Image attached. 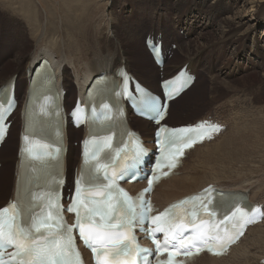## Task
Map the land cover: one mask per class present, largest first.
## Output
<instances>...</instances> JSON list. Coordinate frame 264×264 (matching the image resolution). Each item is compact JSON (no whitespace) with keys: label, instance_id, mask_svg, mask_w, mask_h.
Listing matches in <instances>:
<instances>
[{"label":"snow or ice","instance_id":"obj_1","mask_svg":"<svg viewBox=\"0 0 264 264\" xmlns=\"http://www.w3.org/2000/svg\"><path fill=\"white\" fill-rule=\"evenodd\" d=\"M42 64L47 73L50 65L47 61H42ZM118 74L125 78L127 83V73L120 71ZM54 81V72L45 74L40 88L35 89L33 93V104L37 97L43 100L39 106V115L50 117L51 120L45 121L42 127L37 128V112L33 110L27 114L28 134L23 137L25 141L23 152L30 160L40 161L41 167L33 168L35 175L22 186L17 200L0 209V264H81L80 253L76 249L73 236L74 228L95 253L97 264H135V256L150 251L136 243L132 230L137 227L142 231H148L153 238L157 232L165 233L163 245L159 240H155V244L156 252L159 255L166 252L168 257L157 258V264H183V261L174 259L180 254V249H185L183 255L190 257L202 251L203 246H207L209 252L222 255L227 252L230 244L235 243L236 239L243 235V231L240 230H237L235 236L229 235V225L233 229L237 228V224L243 228L264 218V211L255 206H251V212L241 207V204L247 206V197L243 194H225L209 188L202 197L192 198L194 202L189 215L193 220V234L185 238L183 233L188 225L182 221L177 222L175 213L168 210L152 216L149 202L133 201L118 187L117 175L123 178L124 172L109 174V170L115 165L123 149L113 148L110 135L93 136L90 143L95 150L91 154V161L95 163L85 160L86 169L76 181L74 201L68 209H63L59 191L62 182L60 160L63 148L59 139L62 114L59 106L53 103L45 91L47 83L54 84ZM180 88L182 90V84ZM136 91L138 95H132L126 89L117 95H127L130 100L136 102L141 114L151 117L160 124L166 114L163 102L143 89ZM6 103L7 107L0 103V141L5 138L7 131L5 120L14 101L10 97ZM48 128L55 129L57 139L54 143H41L32 138L36 131L44 133ZM220 131L218 125L206 127L205 123L178 129L160 126L158 135H163L160 142L161 159L154 165L155 172L149 173L145 178L148 179L150 176L151 184L159 179L160 175H167L161 170L176 168L180 162L178 157L184 154L185 149H190L205 139L211 140L212 135ZM37 149L42 151L38 153ZM101 153L104 154L103 160L106 162H101ZM236 196L243 198L235 199ZM187 203V200L181 202ZM179 207L180 205H173V208ZM65 210L76 213L75 225L66 223L62 215ZM201 212L211 219V223L208 219H201L199 223H195ZM218 214L220 219L217 221L215 218ZM146 220L155 227L151 230L145 229L143 225ZM221 225L225 227L221 229ZM197 242L201 247L197 246ZM10 248L14 251L8 252ZM144 264H150L146 257Z\"/></svg>","mask_w":264,"mask_h":264},{"label":"rangeland","instance_id":"obj_2","mask_svg":"<svg viewBox=\"0 0 264 264\" xmlns=\"http://www.w3.org/2000/svg\"><path fill=\"white\" fill-rule=\"evenodd\" d=\"M8 1L21 3L22 0ZM3 2L7 1L0 0V75L15 79L17 98L20 103L18 112L13 117V125L7 145H4V149L0 153V159L4 160V163H0L3 167L0 171V202H8L12 199V159L16 156L19 134L22 131L19 110L22 106L21 100L27 89V81L23 78V72L26 66L18 67L20 64L17 65L14 60L12 61V59H14L12 52L16 46H21V55L27 57L30 50L36 49V46L34 47L33 45L35 44V38H32V35H30L27 25L25 23H23V25L16 24L14 20L15 18L18 19L17 14L5 7L3 8L1 5ZM33 2L40 7L45 24L49 23L48 25L50 27L55 24L53 21L51 22L52 26L50 25V11L57 12V21H60L61 16L64 17V8L61 2H72L71 7L74 9L71 12L76 11V15H81L83 8L88 7L91 13L99 17L101 22L103 21L102 31L106 37L112 35H110L108 26L106 25V23H109L108 20L111 18L116 20L117 23L120 22V36H122L121 38L126 42L127 50L130 53V59L132 58L133 61V72L130 73L137 77L144 78L147 86L154 89L158 87L159 90L158 83L163 80L162 77L169 75L166 73L167 68L165 69L164 67V69H160L156 66L152 54L147 49L146 40L144 45V38L146 36L147 38L149 36L154 37V33H156L158 34L156 36L164 37L163 40L166 43L165 49L170 50L172 55L166 60L165 66L172 63L173 67L179 65L180 68L183 64H186L185 61H187L188 58L185 57V55L190 48L192 57L194 54L199 53L201 55V60L200 65L196 67L197 85L193 87L182 100L173 105L166 124L176 126L194 123L200 119L213 120L224 125V131H227L228 135L226 134V136H223L222 142L226 141L225 139H233L239 132L243 133L242 128H245L244 131H251L250 133H247V131L243 133L245 135V137L243 136L245 141L243 140V144L240 143V145L244 148L243 152H245L243 153L241 151L242 153L240 152L237 154L240 160L238 162L234 161V165L236 166L233 169L239 171L240 174L244 173L243 176H238L240 174H233L232 179H220L221 181L219 180L217 182L234 186L236 183L235 180H238L240 183L235 184L234 188L236 189L248 187L253 184L255 187L254 192L261 190L258 200L262 201L264 206V193H262L264 190V179L261 177L259 179L260 181H258L257 178L260 177L259 175L264 174V130L260 129L263 132L260 131L261 133L259 132L257 135L253 134L254 132H252L248 120V116L252 114L251 116L255 115V120L257 119V121L261 123L264 122V20L260 21L256 19L258 14L256 15L248 7L244 8V0H208L206 2H209V5L214 8V11L211 12L210 15L199 13L193 0L191 2H185L183 8H180L178 11L173 8L176 5L174 2H165L162 0H33ZM83 2H86V4H83ZM218 2H225V5H228L230 8L228 10H223ZM23 3L27 4L29 2L26 1ZM188 10H191L190 21L192 24L189 31H187L186 28L179 27L181 26V21H185V19L188 20V18H183V14ZM239 17H243L248 23V26L259 23V29L257 32L251 33L243 42H238L239 40L235 38H229L224 41L223 38L226 34V29L223 25L224 20L230 19L236 23L239 21ZM46 20H48V22H46ZM96 20H98V18ZM86 23H89V20L86 21ZM206 25L208 26L206 27ZM59 27L61 28L62 25L59 24ZM60 28L59 30L64 29L63 27ZM160 29L162 32H159ZM59 30H54L53 34L47 37L56 40ZM258 38H261L262 42L259 41ZM18 41H20V43ZM180 44L183 46L187 45L184 46L182 51H177ZM256 51L261 54H256ZM180 53H182L183 56L182 54L180 55ZM188 70L191 69L189 68ZM18 71L21 74L18 73ZM74 74L75 71H73V67L70 66L68 70L70 87L66 90V102L69 104V108L74 105L76 98L79 97L77 93L78 86L72 77H75ZM246 113L249 114L245 116ZM239 116L243 117L240 119ZM129 119L133 129L137 130L136 127L138 123L136 117L130 115ZM247 121L248 124H246ZM79 130L70 127L68 131L71 137L69 149L73 150L70 162H68L70 184L72 182L73 173L79 166L80 140L84 136V132ZM231 132H233V134ZM246 133L249 135V139ZM141 134L143 135L142 132ZM145 135H143V137ZM250 136L252 137L250 138ZM253 138L255 140L252 143L251 139ZM150 139V141H147V138H145L147 143L153 140L151 136ZM250 149H253V151L256 149L255 154ZM242 158L243 161H241ZM202 159H205V155ZM194 165H198V156L190 157L189 155L185 160V165L181 168V174L186 170L188 174H185V176L188 175L192 181H197L201 179L204 174L201 173L202 171L198 174H192L191 169ZM6 176L8 179H6ZM234 176H238L237 178L239 179ZM244 176L248 177L243 178ZM180 177H182V175L177 176V178ZM2 191L4 195L1 194ZM257 251L258 250L253 253Z\"/></svg>","mask_w":264,"mask_h":264},{"label":"bare ground","instance_id":"obj_3","mask_svg":"<svg viewBox=\"0 0 264 264\" xmlns=\"http://www.w3.org/2000/svg\"><path fill=\"white\" fill-rule=\"evenodd\" d=\"M6 1L7 2H3V4H1L3 8L5 7L12 12L14 11L17 14L18 19L15 18L14 20L16 24L23 25V23H25L27 25L30 35H32V38H35V44L33 45L34 47L36 46V49L30 50V53L27 57H24L21 55L20 53V51H22L21 46H16V48L14 47L15 49L12 52L14 55V59H12V61L14 60L15 63H17V65L20 64L18 67L26 66V69L23 72V78H25V80L27 81V89H26L23 99L21 100V104L23 106L21 110H19V112L21 111L20 116L22 119V131L25 128V122H26V127H27V122H28L26 113H25V116H23L22 114L23 110L26 111L28 96L33 97L34 90L40 88L41 84L43 83V77L46 74L45 67L43 70H40L36 74V70L38 69V66L43 60L47 61L48 65H50V68L47 70V73L49 74L51 72H54V75L56 76V79H57V82H56L57 87L63 89L64 91H66L70 87L69 86L70 78H68V70H69V67L72 66L73 71H75L74 75L76 79L74 76L72 77L76 81V84L78 86L77 93L79 97L81 98L82 101H85V102L88 101V102H92L93 104H98V105H100L105 99H109L111 97L112 94H106L105 92L109 90L112 86H114L115 82H119L118 72L120 68L121 69L123 68V70L127 71L129 74L130 72L131 73L133 72L132 70L133 61H132V58L130 59V53L128 52L127 47H126L127 44L125 41H123V38H121L122 36H120L121 35L119 31L120 22L117 23L116 20L111 19V18L108 20L109 23L108 24L106 23V25L108 26L110 35L111 34L112 35L110 37H106L104 36V32L102 31L103 21L101 22L99 20V17H96L93 13H91L90 12L91 10L89 11L88 7L83 8V12L81 15L80 14L76 15L77 14L76 11L71 12L74 9L73 7H71L72 2H61L64 8V11H63L64 17L61 16L60 21H57V18H58L57 12L50 11V14H49L50 15L49 16L50 25H51V22L53 21L55 22L54 26L51 25L52 27H50L48 25L49 23L45 24L44 17L43 15H41V9L39 6L35 5V2H33V0H22L21 3L11 2V1L9 2L8 0ZM26 1H28L29 3L27 4L23 3ZM162 1L174 2L176 5L173 8H175L178 11L180 8H183V5L185 2H191L192 0H162ZM193 1H194L195 7L198 9V12L203 15H210V13L214 11V8L209 5V2H206L208 0H193ZM198 1H203V2H198ZM218 3L222 6L221 8L223 10H228L230 8L228 5H225V2H218ZM83 4H86V2H83ZM243 6L244 8L245 7L250 8L256 15L258 14L256 19L260 21L264 20V0H244ZM97 18L98 20H96ZM183 18H188V20L185 19V21H181L180 23L181 26L179 27L186 28L187 31H189V29H191V26H192L191 21H190L191 20V10L186 11L183 14ZM48 20H46V22H48ZM88 20H89V23H86V21ZM18 21L20 24L18 23ZM59 24L62 25V27L64 28L63 30H59L60 28ZM223 25L225 26V29H226V34L224 33L225 36L223 40L226 41L229 38H235L239 40L238 42H243V40L247 39L251 33H255V31L257 32V30L259 29L258 27L260 26L259 23L248 26V23L243 17L242 18L239 17V21L236 23H234L230 19H225ZM207 26L208 25H206V27ZM54 30L55 31L59 30L57 32L58 35H57L56 40H52L47 37V36H51ZM159 32H162L161 29L159 30ZM156 35L158 34L154 33L155 38H157ZM146 38L147 36L144 38V45H145ZM163 39L164 37L161 36L158 38V41L162 44V48L164 49L166 47V43ZM259 41L262 42V39L260 38ZM18 42L20 43V41ZM43 43H46V44H43ZM184 46L180 44L178 46L177 51H180V50L182 51ZM181 54L182 53H180V55ZM256 54H261V53L256 51ZM194 55L193 57L191 56V48H190L187 50V53L185 55V57L188 58L187 61H185L186 64H183L180 68H179V65H175V67H173L172 63L169 65H166L165 66V69L167 68L166 73L169 76L166 75L164 78H169L170 76H173L177 71H179L186 65H188V69L190 68L192 70V71L190 70V72L196 75V67L200 65L201 55L199 53H196ZM189 57H192V58H189ZM18 73L20 72L18 71ZM102 75L107 76L105 81L101 85H98V83L95 84L90 96L87 97V91L92 86L95 79L99 78ZM134 76L137 79H139L140 82L153 93L155 94L160 93V82L161 81L158 83V86H159V90H158V87L154 89L152 87L147 86L144 78L137 77L136 75ZM12 80L14 79L10 77L6 78V76L0 75V92H2L3 89L7 86V84ZM196 85H197V81L187 92L183 93L181 97L173 101L170 106V111L173 105L177 104L180 100H182V98L186 94H188L192 90V88L195 87ZM16 92H17V87H16ZM67 105L69 104L65 102L64 108L67 109ZM98 105H95V106L97 107ZM30 111L31 110H29L28 112ZM17 112L13 114L12 118L16 115ZM248 114L246 113L245 116ZM251 115L248 116L249 119L248 118L247 119L249 120L250 127L252 128V132H254L253 134L257 135L259 134L260 131L263 132L262 130H264L263 128L264 122H262L263 124L261 122H258L257 119L256 120L254 119L255 115L254 116H251ZM243 116H239L240 119ZM200 120L204 121L203 119H200ZM200 120H197V121H200ZM136 121L138 123V126L136 127V129L141 131L143 135L146 134L144 137L147 138V141L151 140L150 136L153 139L154 134H155V129L153 128L152 124L150 122L141 120L139 118H136ZM37 122H40L39 118H37ZM194 123H190V124L193 125ZM246 124H248V121ZM65 125H63L62 134H63V137L65 138V142L70 145L71 137L68 134L69 128L71 126L70 121L69 120L67 121V125H68L67 129H65ZM187 125L189 124L176 125L173 127H180V126H187ZM123 127L125 129L130 128L131 130H133L129 119L127 123L124 124ZM11 128L12 126L10 127V133H11ZM62 129H61V132H62ZM242 129H243V133L247 131V130L244 131L245 128H242ZM79 131L85 132V129L82 128ZM53 132H54L53 128H48L45 131V133L49 135H53L54 134ZM250 132L247 131V133H250ZM231 133L233 134V132ZM243 133L239 132L237 136H235L233 139H230V140L225 139L226 141L222 142L223 141L222 138L223 136H226L227 131L226 132L224 131V133L221 132L220 135L217 136L214 141L210 143L207 142V143H204L203 145L196 146L192 151H190L188 156L189 155L190 157L198 156V165L193 166V168L191 169V173L198 174L199 172L202 171L201 173H203L204 176L201 177V179L197 181H192V179L189 178L188 175L185 176V174H188L187 171L184 170L185 172L183 171V173L181 174L182 170L180 169L176 173L175 177H173L170 180H167L166 182L161 183L156 188V191L154 193V200L157 203V205L161 209H163L170 203L176 200H179L185 196L197 194L198 192H200L201 190H203L205 187L209 185H214L220 191H223L227 194L228 193L243 194L244 196L247 197V206L245 204H242V206L248 207V209H250V207L253 205H260L261 203L263 204L262 201L258 200V198L260 197L259 193H261V190L254 192L255 187L253 184H251L248 187H241V188L236 189L234 188V186L235 184L240 183L238 180H235L236 183L234 184V186L220 184L219 182H217L220 179L222 180L223 179L226 180L229 178L232 179L233 174H240L239 171H235L233 168L236 166L234 165V161L238 162L240 160L237 154H239L241 151L243 152V149H244L240 145V143L243 144V140H244L243 136L245 137ZM39 134H40L39 132L34 133V135H39ZM247 137L249 139V135H247ZM251 137L252 136H250V138ZM8 139L4 142V144L0 148V153L3 151L4 145L5 144L7 145ZM254 140H255L254 138L251 139V142L253 143ZM20 144L21 143L19 141L17 151H16V156L12 159L13 179H12V187H11V190H12L11 197L13 201L16 198H18L21 192L22 186L26 185L27 182L30 179H32V177L35 175V173L33 172V168L34 167L37 169L40 168L37 164L35 165V164H32L31 162H27V164H25L26 169H25L24 180L22 181V177H21L19 179L20 181H18L19 169H20V164H19ZM150 144H151L150 146L153 147L152 142ZM250 150L253 151V149H250ZM253 152L255 154L256 149ZM72 154H73V150L69 149L67 158L62 163L63 167H61V170L63 169V171L68 172V162H70ZM204 155H205V159H202ZM80 156H81V152L79 151V161L81 165L82 159ZM241 161H243V158ZM0 163H4V160L0 159ZM183 165H185V161ZM2 168L3 167L0 168V171L2 170ZM243 174L244 173H241L238 176H243ZM177 175H182V177L177 178L176 177ZM238 176H234V177L237 178ZM259 176L260 177H257L258 181H260L259 179L261 177H263L264 179V174L259 175ZM245 177L246 176H244L243 178ZM6 179H8L7 176H6ZM68 183H69V180H68ZM141 184L143 183L131 185L129 188L133 191L140 190L143 186ZM262 193H264V190L262 191ZM1 194H3V191L1 192ZM242 198H243L242 196L235 197V199H242ZM7 203H8L7 201L0 202V208L7 205ZM256 250L258 251L256 253H253ZM258 252H261V253H258ZM90 259L91 258L89 256V260ZM263 259H264V221L262 222V224L253 226V228L248 229L245 236L241 239L240 243L234 248H232L231 253L228 255L227 258H215V257H211L208 255H202L201 257L194 259L192 261V264H223V263L224 264H264V262L262 261Z\"/></svg>","mask_w":264,"mask_h":264}]
</instances>
